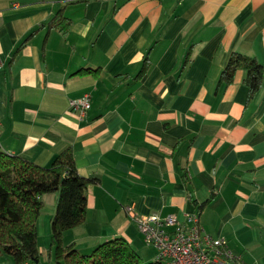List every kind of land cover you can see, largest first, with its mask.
Segmentation results:
<instances>
[{
  "label": "crops",
  "instance_id": "1",
  "mask_svg": "<svg viewBox=\"0 0 264 264\" xmlns=\"http://www.w3.org/2000/svg\"><path fill=\"white\" fill-rule=\"evenodd\" d=\"M60 9L66 33L40 29L14 54ZM233 52L264 69V0H0V149L44 167L71 148L91 180L85 220L62 233L64 245L88 254L121 238L154 261L130 205L179 221L198 213L242 263L264 264V78L252 98L242 69L218 85ZM84 95L80 117L70 103ZM210 194L201 210L191 202ZM56 199L42 197L35 264H54L38 223Z\"/></svg>",
  "mask_w": 264,
  "mask_h": 264
},
{
  "label": "trees",
  "instance_id": "2",
  "mask_svg": "<svg viewBox=\"0 0 264 264\" xmlns=\"http://www.w3.org/2000/svg\"><path fill=\"white\" fill-rule=\"evenodd\" d=\"M69 21L60 9L47 23L36 28L16 46V54L40 29H56L66 33ZM42 51V50H41ZM189 60L186 53L181 69ZM147 58L143 61L135 79L147 70ZM246 72L244 84L248 98L260 89L264 69L253 57L231 53L228 62L218 77V85L232 82L234 73ZM95 70L94 72H96ZM87 72L88 70L78 71ZM185 178V174L183 175ZM91 182L78 175L71 148L55 156L48 166H39L31 161L10 155L0 149V258L11 257L14 264H35L39 258L36 221L44 206L42 197L56 194L54 214L50 217V245L54 264H158L143 262L129 244L114 238L98 244L88 254H81L73 244L62 243V233L80 226L86 217V187ZM213 195L201 203L191 202L203 209ZM51 252V251H50Z\"/></svg>",
  "mask_w": 264,
  "mask_h": 264
},
{
  "label": "built area",
  "instance_id": "3",
  "mask_svg": "<svg viewBox=\"0 0 264 264\" xmlns=\"http://www.w3.org/2000/svg\"><path fill=\"white\" fill-rule=\"evenodd\" d=\"M4 61L0 54V71ZM80 117L90 108V98L84 95L70 103ZM128 217L152 246L158 264H244L235 256L224 237H213L199 225L198 213L184 214L183 221L175 215L160 216L151 212L137 214L132 206H125Z\"/></svg>",
  "mask_w": 264,
  "mask_h": 264
},
{
  "label": "rangeland",
  "instance_id": "4",
  "mask_svg": "<svg viewBox=\"0 0 264 264\" xmlns=\"http://www.w3.org/2000/svg\"><path fill=\"white\" fill-rule=\"evenodd\" d=\"M50 214H51V208H50L49 203L46 201L45 209L43 210V214L41 215V217L39 219V223H38V227H39L38 232L40 235V243L45 242L46 245H47V243H49L48 241H50L49 233L51 236L50 219H49ZM43 230H44V233H42ZM49 245H50V243H49ZM6 257L9 258L11 260V262L14 264L11 257H8V256H6Z\"/></svg>",
  "mask_w": 264,
  "mask_h": 264
}]
</instances>
